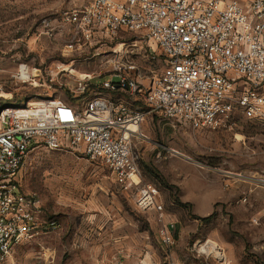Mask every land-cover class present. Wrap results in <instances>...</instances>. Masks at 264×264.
<instances>
[{
  "label": "rangeland",
  "instance_id": "obj_1",
  "mask_svg": "<svg viewBox=\"0 0 264 264\" xmlns=\"http://www.w3.org/2000/svg\"><path fill=\"white\" fill-rule=\"evenodd\" d=\"M87 2L0 0V109L53 96L80 104L69 99L74 78L92 75L99 85L110 76L115 44L67 50L71 28L62 16ZM27 64L54 70L56 81L28 85ZM140 68L147 77L150 69L160 74L163 63L143 60ZM233 118L231 128L216 130L157 118L143 124L146 140H135L133 153L174 226L169 246L158 216L141 210L135 192L123 191L103 164L70 152H32L18 180L24 193L40 196L47 222L57 227L15 246L5 264H125L137 259L126 254L138 247L145 256L153 252L157 264H219L216 255L200 252L208 242L224 264H264V121L238 112ZM209 216L206 223L194 219Z\"/></svg>",
  "mask_w": 264,
  "mask_h": 264
},
{
  "label": "built area",
  "instance_id": "obj_2",
  "mask_svg": "<svg viewBox=\"0 0 264 264\" xmlns=\"http://www.w3.org/2000/svg\"><path fill=\"white\" fill-rule=\"evenodd\" d=\"M62 21L71 28L69 52L115 44L111 74L96 85L92 75L63 70L75 79L69 99L80 104L53 96L0 109V264L15 246L57 227L47 222L40 196L21 189L32 152H70L103 164L123 191L135 192L141 210L158 216L169 246L174 226L133 153L135 140H146L145 121L197 130L231 128L237 112L264 121V0H88ZM143 60L162 61V72L143 76ZM57 76L27 64L30 86L48 88ZM91 86L97 90L84 98ZM217 261L224 264V255Z\"/></svg>",
  "mask_w": 264,
  "mask_h": 264
},
{
  "label": "crops",
  "instance_id": "obj_3",
  "mask_svg": "<svg viewBox=\"0 0 264 264\" xmlns=\"http://www.w3.org/2000/svg\"><path fill=\"white\" fill-rule=\"evenodd\" d=\"M142 131H143V126H142ZM130 252V256L128 255V253ZM132 253V254H131ZM137 258L133 261H131L130 259L126 260L125 264H157L156 261V256L155 254H153V252H148L147 256L144 255V251L142 250V248L139 249L135 248L133 251H128L126 254V257H133ZM194 264V263H191Z\"/></svg>",
  "mask_w": 264,
  "mask_h": 264
},
{
  "label": "bare ground",
  "instance_id": "obj_4",
  "mask_svg": "<svg viewBox=\"0 0 264 264\" xmlns=\"http://www.w3.org/2000/svg\"><path fill=\"white\" fill-rule=\"evenodd\" d=\"M66 71L69 72L72 75V73L70 71V68H67ZM20 72H21V68H20ZM20 78H21V74H20ZM200 251L203 252V253H207V254H214L217 257H219V255H220L218 247L215 244L210 243V242H208L204 246H201Z\"/></svg>",
  "mask_w": 264,
  "mask_h": 264
},
{
  "label": "trees",
  "instance_id": "obj_5",
  "mask_svg": "<svg viewBox=\"0 0 264 264\" xmlns=\"http://www.w3.org/2000/svg\"><path fill=\"white\" fill-rule=\"evenodd\" d=\"M151 173V172H150ZM152 175V173H151ZM177 203L180 204L181 206H185L184 204H181L180 201L178 199H176ZM213 216H209V217H206V218H199V217H195L194 219L195 220H198L200 223H206V222H209L211 219H212Z\"/></svg>",
  "mask_w": 264,
  "mask_h": 264
}]
</instances>
